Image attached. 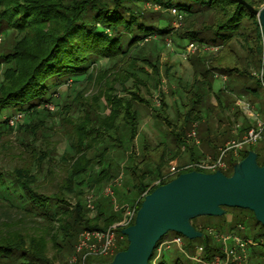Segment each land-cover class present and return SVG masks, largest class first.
I'll return each mask as SVG.
<instances>
[{"label":"trees","instance_id":"1","mask_svg":"<svg viewBox=\"0 0 264 264\" xmlns=\"http://www.w3.org/2000/svg\"><path fill=\"white\" fill-rule=\"evenodd\" d=\"M261 1L245 0L253 8H258ZM147 2L157 4L162 9L147 10L144 7ZM170 7H175L183 13L178 27L172 26L170 19L172 16H166L162 12ZM9 30L23 32L21 38L24 37L27 42L20 50L0 51V65L2 63L9 65L3 71L7 82L0 83V116L7 114L11 117L18 112L32 115L33 112L39 113L44 110L50 113L44 108L46 107L44 104L52 103V97L63 81L72 77L87 76L89 67L101 58H106L112 65L103 69L102 72H107L99 76H87L97 82L99 91L91 102L86 101L79 116L74 117L71 113L72 106L74 104L78 106L74 97L65 100L59 109L60 123L67 135L72 138V153L61 156V159L68 163L69 172V180L63 188L45 192V182L42 181V184L37 181V168L41 167V162L47 161L49 165L54 160L52 152L48 154L46 148L43 151L35 145L33 134L28 142L26 136L24 140L18 142L23 146L25 153H28L29 146H32L31 157L29 153L27 155L23 153L25 157H21L13 169L5 172L0 170V264H54L46 252L49 242L56 251L63 248L70 250L72 246L74 247L81 230L105 229L121 218V211L119 215L108 216H104L100 211L95 218H89L79 200L69 204L67 194L72 192L70 182L73 178L85 172L92 164H100L108 146L106 144L103 147L102 153L95 152L96 154L91 156V152L107 142L119 147V128L122 123L126 124L135 136L137 121L132 105L135 100L145 102L140 93L141 85L145 84L133 70L144 71L142 67L136 66L140 60L146 61L153 72L159 73L160 68L158 55L141 50L140 44L145 42V39L156 35L162 40L164 36L170 35L178 40L199 45H219L223 56L226 53L235 55L233 41H242L244 44L252 39L255 45L249 52L264 53V39L256 15L236 0H0V35ZM121 59H127L123 67L122 64H117ZM214 70L247 77L253 80L251 91L256 93L258 90L257 80L246 69H240V65L221 67L215 58L211 65L204 66L201 74L198 72L204 80L198 79L196 72L192 86L208 84L207 72ZM128 80L132 81L130 86L126 85ZM115 85H119L124 93L117 91ZM101 97L107 107L104 115L97 111ZM200 103L201 96L191 92L189 105L186 104V110L179 119L181 122L172 126L175 132L178 128L182 130L181 125H187L199 116ZM40 109L43 111H39ZM157 115L166 124L171 125L165 117ZM8 117L1 120L0 129L3 131L10 128ZM27 127L26 125L24 133L28 132ZM176 135L184 138L185 133L182 130ZM146 149L144 146L143 158L138 162H135L134 155L131 156L133 165L145 164L149 155L145 152ZM248 150L255 151L258 163L264 164V147L255 149L250 146L244 149L238 158L226 159L228 171L224 173L229 175L233 164L244 157ZM163 156L159 157L161 163L155 164L157 175L160 174V166L164 162ZM111 178L110 170L101 168L93 181L103 183ZM133 185L139 194L150 186L140 179ZM14 186L17 187L15 198L12 193ZM155 187L153 186L149 192ZM140 202L141 200L137 203V208ZM222 208L225 211L228 208L249 211L254 223L259 225V231L254 238L264 237V224L257 222L250 210L227 206ZM11 212L18 216L11 215ZM26 217L53 226L51 230H41L39 226H35L32 231H26L24 225L18 223L19 226H16L17 224L13 222L18 218L21 222ZM190 222L202 233L197 238L202 247L200 259L208 261L220 253L221 247L213 241L212 236L204 229L198 228L194 224V218ZM120 230L121 228H116L118 236L123 240L121 242L118 240L114 253L127 245L126 236ZM193 242L192 239H188L185 249L195 251L197 247H192ZM157 244L148 264H182L179 257L169 261L160 254L161 252L158 253ZM112 256L101 262L111 260ZM196 263L198 262H191Z\"/></svg>","mask_w":264,"mask_h":264},{"label":"rangeland","instance_id":"2","mask_svg":"<svg viewBox=\"0 0 264 264\" xmlns=\"http://www.w3.org/2000/svg\"><path fill=\"white\" fill-rule=\"evenodd\" d=\"M144 7H146L147 10L152 11L162 9L159 8L157 4H152L151 2L145 3ZM162 12L166 16H172L170 18L172 19V26L178 27L181 24L182 19L178 21L170 11L165 10ZM23 35V32H17L14 30H9L5 34H1L0 51L7 52L14 49L20 50L27 42V39H23L24 37L21 38ZM163 38L164 39L161 40L159 39V36L156 35L148 37L145 39V42L140 44L141 50L152 55H158L159 63L170 62L175 59L179 62H183L185 65L186 60L182 55H180L179 49L182 48L187 41L178 40L170 35L164 36ZM254 45L255 41L252 39L244 44L242 41H233L235 55L226 53V55L223 56L224 62L219 64V66L225 67L240 65V69H246L250 72L254 79L257 80L256 74L264 56L262 52H249ZM195 51V56H197L196 60L199 62L204 61L208 66L212 64L214 58H211V54L208 50H204L203 46L197 45ZM122 60L123 59L117 61L118 65L122 64L121 67L124 66L125 61L127 62V59ZM170 64L171 66L168 68L160 65L159 73H156L151 70L150 65L146 61L140 60L136 63L137 67H142L144 70L133 71H135L138 77L145 84V86L141 85L140 87V93L143 99H145V102L135 100L132 105L137 121V131L135 136L131 133L129 127L122 123L119 128V147L111 145L113 144L111 142H107L102 146H99L96 151L91 152L90 154L92 156L96 154L95 152L102 153L103 147L107 144L108 148L102 155L101 163L98 165L92 164L85 172H82L70 182L72 192L67 194L69 204H74L77 200H79L84 205L89 218H95L97 213L100 211L103 212L104 216H108L110 214L119 215L120 211H117L115 206L123 207L124 205L132 204L133 200L139 195V192L133 184L138 183L140 179L144 184L150 185L156 179L158 175L156 174L157 171L155 169V164L156 162L161 163L159 160L161 155H164V162L160 166L159 173L168 171V158H170L171 154H173L174 157H179L178 165L181 164V156L183 153L181 152L182 141L179 136H176V132L172 126L177 123V119H180L182 113L186 110V103L189 105L186 91L190 87L193 71L190 68L186 69L185 67L182 72L178 70L173 71V63ZM111 65L112 63H110L109 60L101 58L89 67L87 76H99L101 73L107 72L102 71ZM8 66L9 65L6 63H2L0 65V83L2 81L7 82L3 71ZM118 68L112 67V69ZM87 76L82 75L76 78L72 77L63 81L58 86L56 93L53 95L52 103L44 104L46 106L44 108L50 113L45 112L46 110L39 113L33 112L32 115L22 113V118H20L16 123L10 124V122H8V126H10L9 130L3 131L0 129V131H3L0 133V170L3 172L10 171L15 165H18L20 158L25 157L23 154L25 153V151H23V146L18 142L19 140H24L25 136L26 141L28 142L30 138H32L33 134V137L35 136V138H33V140H35V145L43 151L44 148H46V150H48V154H50L49 152H52L51 155L54 160L49 165L46 163L47 161L41 162V167L37 168V181L45 182V192H51L64 187L66 181L68 182L69 180V172L67 170L68 163L61 159V156L65 153H72V138L70 135H67L66 131H64V127L60 123L61 119L59 116V109L65 100L74 97L78 106L74 104L72 106L71 113L74 117H77L84 109L86 101L91 102V100L97 95L99 91L97 82ZM207 77L208 84L205 83L203 86H201L202 84L194 85L197 90L203 87V90L199 93V95L201 96L200 108L203 111L204 117H207L210 120H212L211 117L214 116L218 118L223 117L222 113L224 112V109L221 108L220 105H214L212 100V93L215 92L218 95L217 100L221 98L225 108H229L228 111L231 112L230 114H232V116L234 114L237 117V119L229 122V124L227 120H225L224 123L226 126H232V124L234 125L237 122H241L243 115L239 113L240 108L238 105L234 104V101L239 94L243 93L241 91V84L251 83L253 80L239 75L233 76L232 79L231 75H228V79L222 80L220 77H215V75L210 71L207 72ZM131 83L132 81L128 80L126 85L130 86ZM210 86L212 87V92L209 88ZM115 87L117 91L124 93L119 85H115ZM219 95L222 96L219 97ZM42 107L43 106H38V108ZM39 111L43 110L40 109ZM97 111L101 115H104L107 112V107L103 97L99 100ZM157 114L165 117L171 125L166 124V122L158 117ZM6 117H8L7 114L0 116V124L1 120L6 119ZM9 118L10 117L7 119ZM19 124L21 127L18 126ZM26 125L29 130L24 133ZM204 125L208 126V122H205ZM5 126L7 127V125ZM183 126L185 127L186 125L184 124ZM1 127L2 126L0 125V128ZM4 142L8 144H5ZM30 142L32 143V139ZM160 142L162 145H160ZM184 142L185 144L192 143L193 140L191 141L186 137ZM144 146L147 148L145 152L149 154L147 155L145 164H142L141 166L133 165L134 161H132L131 156H135V162L140 161V159L143 158ZM251 147L255 149L263 148L264 139L253 144ZM27 152L29 154L32 153V146H29ZM28 153L25 154L27 155ZM29 159L30 158L28 157V160ZM101 168H108L112 174L111 179L114 181V184L112 183V187L109 185L113 193L107 197H102L100 189L108 186L110 181L103 183H94L93 181V178ZM33 171L35 172V168H33ZM174 177L175 176H172L170 179ZM14 187L15 189L12 193L15 198V191L17 190V187ZM14 187H11V189ZM90 189L93 191L92 194L99 196L98 200L94 202L96 208L93 211H90L86 206V196L89 195ZM10 214L18 216L12 212ZM222 215L223 216H197L194 218V224H196L198 228H202L204 231L209 233L212 236L213 241L220 245V247L221 243L217 238V235L220 234H235L241 238H248L251 241L250 245L247 247L248 251L246 252V259L241 261L234 260L231 264H264V237L260 239L254 238L256 233L259 231V225L254 223L251 213L249 211H239L238 209L228 208ZM30 218L26 217L21 222H19L21 219L18 218L13 222L17 224L16 226H19V224L24 225L23 228L26 231H32V228L35 226H39L41 230H51V226H53H49L41 220H33ZM175 235L178 234L173 231H168L163 236V239H170ZM181 238V247L184 251L180 250L174 243H172L169 248L162 249L160 254H162L169 261L179 257L182 264H191V262L194 261L187 256H190L189 254H200V251L197 249L200 246V243L197 242L199 239H192L194 241L192 247L194 248L196 246L197 248L195 251H189V249H185L188 239L184 236H181ZM59 239L60 236L58 235L57 240L59 241ZM121 240L123 239H119V242H121ZM230 245H232V242H230ZM73 248L74 247L72 246L70 250L68 248H63L60 251H56L54 246L49 242L47 244L46 252L48 257L53 260L54 264H68L67 259L73 253ZM109 257L110 256H93L89 259L88 264L92 262H101L109 259ZM203 259L202 261L205 260ZM196 264L203 263L198 262Z\"/></svg>","mask_w":264,"mask_h":264},{"label":"water","instance_id":"3","mask_svg":"<svg viewBox=\"0 0 264 264\" xmlns=\"http://www.w3.org/2000/svg\"><path fill=\"white\" fill-rule=\"evenodd\" d=\"M236 1L256 15L264 39V8ZM222 206L248 209L264 224V164L258 163L255 151L248 150L236 161L229 175L220 170H190L156 186L143 196L133 223L120 230L126 236V247L109 261L89 264H148L155 245L168 231L198 238L202 233L190 220L220 216L225 212Z\"/></svg>","mask_w":264,"mask_h":264},{"label":"built area","instance_id":"4","mask_svg":"<svg viewBox=\"0 0 264 264\" xmlns=\"http://www.w3.org/2000/svg\"><path fill=\"white\" fill-rule=\"evenodd\" d=\"M262 8H264V0L261 1L257 9L259 10ZM168 11H170L178 21L182 19L183 13L178 11L175 7H170ZM196 48L197 44L195 42H187L184 48V56ZM220 77L223 80L226 79L225 75H220ZM256 77L263 93L264 105V59L260 64ZM236 103L242 106L253 118V125L247 128L240 138L228 140L221 147H219L216 156L197 158L182 166H177L175 162H171L169 164L168 174L157 178L151 186L141 192L139 198L134 203L131 205H124L123 207L115 206L117 211L122 212L121 218L118 221L114 222L105 229L81 230L78 233L76 243L74 244L73 253L67 260L68 264H88L89 259L93 256H112L117 248L118 240L122 238L121 236H118L116 228L122 229L133 223L137 210V203L142 200L143 196L147 194L153 186H158L168 181L172 176H176L181 172L190 170L201 172H214L216 170H220L224 173L228 169L226 158H238L244 149L249 148L253 144L262 140L264 138V115L261 116L257 109H254L245 102L237 100ZM20 118H22V113H15L8 119V122H10V124H14ZM186 136L187 138H193L195 140V129L192 128L189 130ZM92 192L93 191H90L89 195L86 196V206L90 211L95 210L94 202L98 198V195H94ZM112 193V189L109 185L100 189L101 195L110 196ZM217 238L221 243V252L215 254L208 261H202L197 254L188 257L195 262H202L203 264H231L234 260L241 261L246 259V252L248 251L247 247L251 243L248 238H241L235 234H220L217 235ZM230 242H232V245H230ZM172 243L183 251L181 248L182 238L180 235H175L170 239H162L157 244V252L159 253L162 249L169 248ZM197 249L201 251L202 247L199 246Z\"/></svg>","mask_w":264,"mask_h":264},{"label":"crops","instance_id":"5","mask_svg":"<svg viewBox=\"0 0 264 264\" xmlns=\"http://www.w3.org/2000/svg\"><path fill=\"white\" fill-rule=\"evenodd\" d=\"M186 44H187V42L185 43V45L182 48L179 49L180 55H182L184 57V59L186 60V62H185L186 66L183 64V62H179V61L173 59V57H172V59H173L172 61L160 62V65L164 66L165 68H168L169 66H171L170 63H173V67H172L173 71L178 70V71L182 72L184 67L186 69L190 68L193 71L192 80L190 82L191 84H190V87L188 88V89H190V91L188 89L186 91V95L188 97L187 101H188L189 95L191 92H196L197 95H199V93H201V91L203 90V87L197 90L195 87L192 86V84H193V80H194V76L196 75V72L200 73L201 71H203L204 66L207 67L208 65H206L204 61L202 63V62H199L198 60H196L197 59V56H195V52H196L195 50L196 49L193 50L192 52L188 53L186 56H184V48H185ZM197 45L203 46L204 50H208V52L212 56L211 58H215V60L218 59L219 64H222L224 62L222 51H220L221 46H219V45H206V44H204V45L197 44ZM199 73L197 75V78L200 80H202V79L204 80V77H202V75H200L201 73L200 74ZM212 73L215 75V77H220V75H225L226 79H228L227 78L228 75H231V79L233 78V76H236V74H228L227 75L225 73L218 72L217 70L212 71ZM241 85H242L241 91L243 93L239 94V96L236 97L234 104L238 105L236 103L237 100H240L241 102H245V103L249 104L250 106H252L254 109H257L259 111L260 115L263 116L264 115L263 93H262L260 86H258L260 91L257 90L255 93V92L251 91V88H250V86L252 85L251 83H246V84L242 83ZM209 88L212 92V87L210 86ZM217 96L218 95L215 92H213L212 93V100L214 102V105H217V106L220 105V107L224 109V112L222 113L223 117L218 118V117L214 116V117H211L212 120H210L209 118L204 117L203 111L200 108L199 116L196 119L191 121L185 127L183 126L184 124L181 125V127H180V128H182L183 132L185 133L184 138L179 136L181 138V141H182L181 142V152H183L182 156L180 155L182 157L181 164L178 165L179 157L178 158H177V156L174 157L173 154L170 155V158L166 157L169 159L168 164H170L171 162H175L177 166H182V165L188 163L189 161L197 159V158H202L205 156H216L218 153L219 147H221L224 143H226L230 139L240 138L241 135L246 131V129L253 125L252 116H250L242 106L238 105L240 108L239 113H241L243 115L241 118V122H237L234 125L232 124V126H226V124L224 123L225 120H227V122L229 124V122L233 121L234 119H237V117L234 114H233V116H232V114H230L231 112L228 111L229 108L228 107L225 108V105L222 103L221 98L219 100H217ZM220 96H222V95H219V97ZM179 122H181V121L179 119H177V123H175V124H178ZM205 122H208V126L204 125ZM192 128H194L196 131V138H195V140L193 138H189L191 141L193 140V142L185 144L184 141L186 140V137H187L186 135L189 132V130H191ZM182 130L181 129L179 130V128H178V130H176V134L181 133ZM176 136H178V135H176ZM160 145H162L161 142H160ZM166 174H168V171L167 172H161L156 177V179L159 177H162ZM109 181L110 182L108 183V185H110L112 187V185L114 184V181H113V179H110ZM111 181H113V182H111ZM153 182L150 184V186L153 184ZM90 191H92V190L90 189ZM140 194L133 200L132 203H134L139 198ZM102 197H105V195H102ZM98 198H99V196H98ZM98 198L95 201H97ZM95 208H96V205H95Z\"/></svg>","mask_w":264,"mask_h":264}]
</instances>
